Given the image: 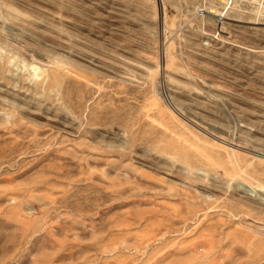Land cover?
Returning a JSON list of instances; mask_svg holds the SVG:
<instances>
[{"label": "rangeland", "instance_id": "rangeland-1", "mask_svg": "<svg viewBox=\"0 0 264 264\" xmlns=\"http://www.w3.org/2000/svg\"><path fill=\"white\" fill-rule=\"evenodd\" d=\"M0 264H264V0H0Z\"/></svg>", "mask_w": 264, "mask_h": 264}, {"label": "bare ground", "instance_id": "bare-ground-1", "mask_svg": "<svg viewBox=\"0 0 264 264\" xmlns=\"http://www.w3.org/2000/svg\"><path fill=\"white\" fill-rule=\"evenodd\" d=\"M246 9V8H245ZM213 12V11H212Z\"/></svg>", "mask_w": 264, "mask_h": 264}]
</instances>
